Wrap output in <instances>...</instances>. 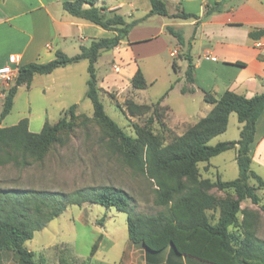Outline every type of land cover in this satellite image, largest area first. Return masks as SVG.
<instances>
[{
  "label": "trees",
  "instance_id": "trees-1",
  "mask_svg": "<svg viewBox=\"0 0 264 264\" xmlns=\"http://www.w3.org/2000/svg\"><path fill=\"white\" fill-rule=\"evenodd\" d=\"M236 1L220 0L213 5L207 4L204 14L200 16L185 11L170 15L167 0H150V11L132 20L116 9L107 10L105 6H99L98 0L64 2V8L70 14L115 34L93 39L90 45H81L80 52L75 55L57 50L56 57L48 62H32L19 67L17 78L6 93L0 113V165L11 162L27 165L43 160L48 148L59 140L61 132L72 130L80 117L89 118L85 113H77L78 104H73L57 122L46 120L40 132L30 131L28 118L12 126L2 125L3 119L12 111L19 86L31 84L37 74H48L59 67L87 59L89 78L86 94L94 106L93 118L110 131L124 162L155 183L154 204L158 209L154 213L137 212L130 193L115 185L83 187L72 192L0 188V251H13L23 262L38 264L34 259V251L26 247V242L70 205L98 203L126 212L130 239L142 244L150 252L171 247L177 254L192 255L214 264H264V239L257 235L255 227L259 214L255 210L241 208L242 201L250 199L264 211V198L259 194V190L264 189V178L252 168L250 153L257 120L264 112V92L246 97L227 90L217 98L211 91H205V101L213 104L211 111L173 141L164 143L151 131H142L138 136L129 135L106 112L97 78L96 63L100 55L126 40L132 29L147 18L153 15L194 18L197 20L196 28L200 21L213 13L227 11ZM166 30L180 45L188 48L183 55L188 61L185 72L188 85L183 86L181 92H194L195 64L190 49L195 30L189 39H186L182 27L168 24ZM262 33L264 29L259 31V34ZM250 34L256 35L255 32ZM173 67L177 68L175 61ZM131 83L136 89L148 87L141 68H138ZM173 86L171 84L170 89L154 103L156 108L160 107ZM126 105L132 116L150 108L134 100H127ZM232 112L237 113L242 123L240 138L235 142L210 144L214 137L227 130ZM236 144L238 177L212 180L202 176L198 165L200 162L209 161ZM252 180L254 183H251ZM212 187L223 191L233 190L235 196H217L210 192ZM210 211L218 214L215 222ZM239 213H242L241 219Z\"/></svg>",
  "mask_w": 264,
  "mask_h": 264
},
{
  "label": "rangeland",
  "instance_id": "rangeland-1",
  "mask_svg": "<svg viewBox=\"0 0 264 264\" xmlns=\"http://www.w3.org/2000/svg\"><path fill=\"white\" fill-rule=\"evenodd\" d=\"M139 7L138 11L131 13L145 15L151 8L150 0L139 2ZM169 9L170 15L175 13V8L169 6ZM123 12L127 13V8ZM128 16L130 18L132 15ZM173 21L176 19L171 16L153 15L133 28L134 36L156 35L163 28L164 22ZM183 30L186 35H190L189 29ZM168 34H162L155 41H145L133 49L135 53L143 51L148 54L146 57L136 58L138 67L142 68L149 83L147 88L133 87L128 70L134 67L135 61L131 57L133 54L125 49L117 51L114 57L113 52H105L97 72L100 97L106 112L129 135L138 136L142 131H151L164 143L173 141L195 124L200 116H204L206 105L200 94L184 95L181 92L185 76L184 73L178 75L173 67L175 57L170 54V50L177 46V39ZM186 52V47L178 50L176 60L181 62L180 57ZM114 63L120 65L119 72L113 69ZM88 64L89 61L83 59L60 72L61 80L69 81V85H56L52 91L49 119L52 123L57 122L65 114V109L75 103L79 105L77 113H85L89 118L80 117L72 130L61 132L59 140L48 148L43 160L27 165L19 162L0 165V188L72 192L83 187L115 185L130 193L137 212L154 213L158 209L154 204L155 183L124 162L110 131L93 118L94 106L86 94ZM178 76L182 77L179 85L171 89L160 107L156 108L154 103L170 89ZM127 100L147 104L150 108L132 116L126 105ZM165 104L171 108L164 106ZM239 125L237 113L232 112L227 131L219 138H213L210 144L215 145L221 140L235 142L240 138ZM235 156L236 150L232 148L209 161L200 162L198 165L202 176L212 180L220 176L223 180L238 177L239 166ZM253 168L264 177V169L258 165ZM210 192L220 197L235 196L233 190L223 191L217 187H212ZM259 194L264 198V189L259 190ZM254 207L259 214L255 223L257 235L264 239V211L259 204ZM210 215L215 222L218 214L210 211ZM127 218L126 212L98 203L70 205L45 228L37 231L25 245L34 251V259L38 264H56L50 261L51 255L64 258V262L60 264H77L80 259L89 256L95 246L124 247L126 239H129ZM239 218H242V213H239ZM103 233L107 234L106 238H103ZM0 264L27 263L20 260L13 251L7 250L0 253ZM81 264L88 263L84 261Z\"/></svg>",
  "mask_w": 264,
  "mask_h": 264
},
{
  "label": "crops",
  "instance_id": "crops-1",
  "mask_svg": "<svg viewBox=\"0 0 264 264\" xmlns=\"http://www.w3.org/2000/svg\"><path fill=\"white\" fill-rule=\"evenodd\" d=\"M65 1L67 0H0V66L11 65L18 70L24 64L48 62L56 57L57 50L75 55L80 52L81 45H90L93 39L111 37L115 34L89 20L70 14L64 8ZM138 1L98 0L97 4L105 6L107 10L116 9L127 19H137L144 16L131 13L140 9L139 2L143 0ZM218 1L220 0H167V4L168 8L169 6L175 8V12L185 11L202 16L207 4L213 5ZM125 8L128 10L127 13L123 12ZM145 8H148L147 1ZM128 15L132 16L129 18ZM174 19L176 21L164 22L163 28L159 29L156 35L134 36L133 29L126 40L109 50L113 52V57L117 51L123 49L133 54L131 57L135 65L128 70L131 80L138 68H141L138 67L136 58L148 56L143 51L135 53L133 49L145 41H155L160 39L162 34L167 35L166 25L173 24L191 31L189 36L184 33L186 39H189L195 30V38L190 49L195 64V83L193 84L195 91L183 93L184 95L200 94L205 101V91H211L217 98L227 90L246 97L264 92V33L259 34V31L264 29V0H238L237 4L227 11L213 13L207 19L200 21L196 28L197 20L194 18ZM251 32H255L256 35L252 36ZM259 43L262 44L259 45ZM176 45L170 50V54L175 57L177 63L175 70L178 75L184 73L185 76L188 61L183 56L180 57L181 62L176 58L178 50H182L183 47L187 48V46L180 45L177 40ZM105 52L100 55L96 63L97 72ZM12 56L19 57V61L11 62ZM76 63L59 67L48 74H37L31 84L19 86L12 111L3 119L2 125L12 126L21 119L28 118L30 131L40 132L46 120L51 122L49 119L50 95L55 86L69 85V81L61 80L59 74L62 73L60 72ZM181 78L178 76L172 89L179 85ZM13 84L14 82L6 84L0 80V113L4 106L6 93ZM185 85H188L186 76L181 88ZM205 104L204 116L213 108V104L206 101ZM239 123L240 131L242 123ZM224 133L214 138H219ZM233 149L236 150L235 157H237V144ZM250 153L252 168L258 165L264 169V112L257 120L255 140L251 144ZM251 183H254V180ZM254 206L257 204L250 199L241 203L242 209L256 210ZM102 236L106 238L107 234L103 233ZM113 242L115 243V240ZM50 261L60 264L64 262V258L51 255ZM84 261L88 264H214L192 255L177 254L171 247L158 252H150L142 244L134 243L130 237L126 239L124 247H93L91 254L80 259L77 264Z\"/></svg>",
  "mask_w": 264,
  "mask_h": 264
},
{
  "label": "built area",
  "instance_id": "built-area-1",
  "mask_svg": "<svg viewBox=\"0 0 264 264\" xmlns=\"http://www.w3.org/2000/svg\"><path fill=\"white\" fill-rule=\"evenodd\" d=\"M261 44L262 43H259V45H261ZM10 60H11V62H18L19 57L12 56L10 58ZM113 68L116 72H119L121 70L120 65L117 63H115L113 65ZM18 70L14 69L11 65L0 66V80H3L4 83H6V84H11V83L15 82L17 75H18Z\"/></svg>",
  "mask_w": 264,
  "mask_h": 264
}]
</instances>
